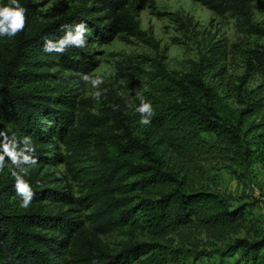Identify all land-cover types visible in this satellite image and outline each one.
I'll return each mask as SVG.
<instances>
[{"label":"trees","instance_id":"trees-1","mask_svg":"<svg viewBox=\"0 0 264 264\" xmlns=\"http://www.w3.org/2000/svg\"><path fill=\"white\" fill-rule=\"evenodd\" d=\"M147 1L76 0L43 21L35 0H18L27 9L25 28L0 37V154L5 137L21 148L31 138L37 163L24 179L36 195L27 209L20 207L14 177L0 171V264H180L171 235L195 231L220 240L245 229L244 207L191 181L213 156L264 165V45L232 44L240 74L229 72V51L215 42L180 71L155 59L143 70L138 61L123 75L153 106L148 126L135 112L138 96L129 110L114 92L83 98L67 87L96 66L93 41L108 43L124 33L156 47L134 14ZM196 1L229 14L239 32L264 35L253 20L264 0ZM9 3L0 0V6ZM81 22L88 28L83 48L44 51L46 39L58 40L65 26ZM125 228L130 235L119 248L104 240ZM254 230L253 237H236L217 250L219 264L226 256H236L231 264H264V231Z\"/></svg>","mask_w":264,"mask_h":264},{"label":"rangeland","instance_id":"rangeland-1","mask_svg":"<svg viewBox=\"0 0 264 264\" xmlns=\"http://www.w3.org/2000/svg\"><path fill=\"white\" fill-rule=\"evenodd\" d=\"M35 1L38 3L35 12L43 21L57 17L76 4V0ZM134 14L140 28L156 41V47H151L140 39L124 33L115 36L108 43L100 44L93 41L90 49L96 59V66L87 74L93 78L101 77L103 83L98 88H93L90 83L80 78L70 81L67 84L68 88H75L83 98L90 97L97 91L101 94L114 92L124 100L123 109L131 110L140 90L134 81L127 82L123 73L130 71V67L138 61H142L143 70L151 69L152 60L155 59L160 60L169 70L180 71L185 69L188 60L196 59L197 51L206 43L215 42L225 45L229 51L227 56L229 72L240 74L241 60L238 55L231 53L232 44L264 45V35H245L239 32L229 14L218 15L196 0H148L136 9ZM253 20L264 28V9L254 10ZM142 56L149 59L144 60ZM91 112L101 114L97 108H92ZM229 157L213 156L206 163L198 165L191 182L195 188H207L219 193L228 199L232 207H244L249 214V220L244 224L245 229L233 232L220 240L195 231H183V235L187 232L184 238L179 234L171 235L172 248L182 251L180 264H219L221 257L217 250L224 249L236 237L245 235L253 237L254 229L264 231V165L258 163L244 165ZM13 168L12 164L5 161L4 175L13 177L11 174ZM56 169L65 173L62 163L57 164ZM67 185L77 194L79 187L72 180L68 179ZM256 224L257 227L252 228V225ZM129 235L130 231L125 228L104 236V240L112 248H119V243ZM138 238L142 237L138 235ZM235 257L222 258L223 264H231Z\"/></svg>","mask_w":264,"mask_h":264},{"label":"clouds","instance_id":"clouds-1","mask_svg":"<svg viewBox=\"0 0 264 264\" xmlns=\"http://www.w3.org/2000/svg\"><path fill=\"white\" fill-rule=\"evenodd\" d=\"M26 13L27 9L23 7L18 0H10L9 5L0 6V37L6 36L8 38L15 37L18 33L22 32L26 25ZM66 32L62 38L58 40L46 39L43 45V49L47 53L56 52L63 54L70 47L83 48L86 44V34L88 28L85 23L81 22L74 27L65 26ZM82 80L88 82L93 88H98L103 83V79L99 76L93 78L89 74H82ZM147 91V88H145ZM96 98L101 96V92L94 93ZM140 100L139 106L135 109L136 113L140 114L139 123L142 126H148L151 124L152 118L155 116V111L150 101H147L143 95L137 93ZM6 142L3 144V154H0V171H3L5 167V157H7L12 165V176L15 179V190L21 197L20 207L27 209L32 200L35 197L30 183L24 179L29 174L30 167L34 166L37 161L36 158L31 155L35 149L32 146L31 138L25 136L21 143V148L13 137L8 140L5 137ZM19 149V150H18ZM25 151L29 154H25Z\"/></svg>","mask_w":264,"mask_h":264}]
</instances>
